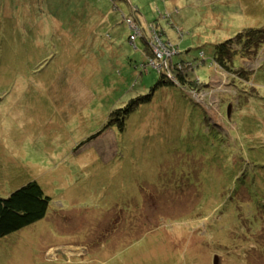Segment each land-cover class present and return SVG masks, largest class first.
<instances>
[{
  "label": "rangeland",
  "instance_id": "obj_1",
  "mask_svg": "<svg viewBox=\"0 0 264 264\" xmlns=\"http://www.w3.org/2000/svg\"><path fill=\"white\" fill-rule=\"evenodd\" d=\"M250 27L264 0H0V198L51 197L0 264H264V42L213 62Z\"/></svg>",
  "mask_w": 264,
  "mask_h": 264
},
{
  "label": "trees",
  "instance_id": "obj_2",
  "mask_svg": "<svg viewBox=\"0 0 264 264\" xmlns=\"http://www.w3.org/2000/svg\"><path fill=\"white\" fill-rule=\"evenodd\" d=\"M164 9L165 8H157V12L161 15ZM261 42H264V29L254 27L247 28L239 32L235 38H230L217 45L213 62L228 70L231 68L229 64L231 58L235 57L240 49L242 51L245 49L250 50ZM234 45L240 46V49H238V51L235 50L236 48L233 47ZM204 59L205 58H202V60ZM202 60H200L201 63ZM180 62L182 61L174 62L171 66L174 67L173 72L176 78H178L179 83L183 87L189 86L191 90L197 88L199 85H197L196 79L189 77L188 68L182 67ZM198 80H200V78H198ZM164 84H173V81L166 80L165 76L162 75L161 80L156 84L153 90ZM151 97L152 93L146 95V101H151ZM141 102L143 101L138 99L131 100L127 105V110L128 108L132 109L133 105H139ZM129 112L130 110H128V113ZM115 113L116 112H113L111 114L109 125L112 121L118 120V118L114 117ZM120 127L124 128V124L120 123ZM50 202L51 197L45 194L42 186L36 180L28 182L24 186L16 189L6 198H0V238L44 218L48 213Z\"/></svg>",
  "mask_w": 264,
  "mask_h": 264
},
{
  "label": "built area",
  "instance_id": "obj_3",
  "mask_svg": "<svg viewBox=\"0 0 264 264\" xmlns=\"http://www.w3.org/2000/svg\"><path fill=\"white\" fill-rule=\"evenodd\" d=\"M129 22H130V24L132 25V29H133V31H134V33L131 35V39L132 40H136V38L138 37V36H140V35H142V28L137 24V23H134V22H132V20H129ZM153 31H154V35L156 36V37H158V35H157V33H158V31L154 28L153 29ZM170 45H171V42L169 43ZM153 45H156V46H158L157 45V43H153ZM178 50H174V53L175 52H177ZM169 53H167V50H161V49H159L158 47H157V51H156V53H154V57L153 58H150V60H151V66L153 65V63L154 62H156V66L158 67L159 65H161V62H162V59H163V57L164 56H167ZM171 54V53H170ZM158 60V62L156 61V59Z\"/></svg>",
  "mask_w": 264,
  "mask_h": 264
},
{
  "label": "water",
  "instance_id": "obj_4",
  "mask_svg": "<svg viewBox=\"0 0 264 264\" xmlns=\"http://www.w3.org/2000/svg\"><path fill=\"white\" fill-rule=\"evenodd\" d=\"M228 114L230 115V112ZM213 263L214 264H220V257H219V255H215L214 256Z\"/></svg>",
  "mask_w": 264,
  "mask_h": 264
},
{
  "label": "clouds",
  "instance_id": "obj_5",
  "mask_svg": "<svg viewBox=\"0 0 264 264\" xmlns=\"http://www.w3.org/2000/svg\"><path fill=\"white\" fill-rule=\"evenodd\" d=\"M126 21H127V19H126ZM128 22V21H127ZM138 24V23H137ZM141 28H142V26L140 25V24H138ZM132 31H133V29H132ZM134 32V31H133ZM133 34V33H132ZM131 34V35H132ZM140 36H142V35H140ZM131 37V36H130ZM137 39V38H136ZM132 41H135V40H132ZM149 43V42H148ZM108 126H109V123H108ZM213 260H214V258H213ZM214 264V263H213Z\"/></svg>",
  "mask_w": 264,
  "mask_h": 264
}]
</instances>
